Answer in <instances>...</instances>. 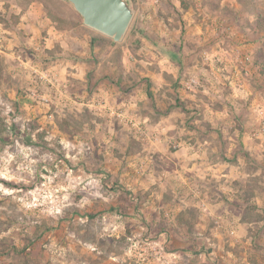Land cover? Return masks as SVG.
<instances>
[{
  "label": "rangeland",
  "instance_id": "1",
  "mask_svg": "<svg viewBox=\"0 0 264 264\" xmlns=\"http://www.w3.org/2000/svg\"><path fill=\"white\" fill-rule=\"evenodd\" d=\"M0 2L9 6L12 0ZM131 2L133 18L122 40L114 42L113 55L106 57L108 49L104 48L97 52L103 74L107 71L104 78L122 92L142 82L152 85L151 78L140 71L151 68L145 63L147 58L152 61L160 39L172 43L167 39L175 37L176 52L190 50L204 65L213 63L212 57L207 61L202 58L208 50L198 46L195 39L203 32L191 27L202 17L206 28L215 19L212 26L216 38H231L240 32L246 33L243 42H257L250 48L253 52L236 48L238 65L231 73L222 69L221 74L226 81L242 84L240 66L251 65L255 69L252 79L247 74L244 77L248 84L263 89L264 71L260 69H264V56L260 58L259 54H264V4H257L255 10L244 9L245 16L256 17L252 21L256 30L249 33L242 28V10L223 12L217 9L219 0H211V4L201 0L199 7L191 0ZM210 9H215L217 19ZM208 13L212 20L205 18ZM226 14L231 20L223 17ZM238 51L248 54L249 59L242 62ZM124 54L126 63L121 62ZM7 63H0V264H264V156L253 158L257 164L244 160L249 172L246 183L251 184V196L258 202H249L247 190L240 193L239 180L224 181L232 184L245 202L239 213L248 228L241 237L238 234L239 241L235 242L222 227L212 232L209 220L197 230L199 221L192 208L186 207L177 219L168 220L162 215L173 192L167 181L160 186L155 177L158 169L170 170L171 162H161L153 155V149L162 145L160 149L169 151L177 147L171 141L167 146L166 127L140 118L148 131H160V140L151 143L142 141L129 123L89 106L86 98L78 108L54 104L46 108L41 95H26L30 90L17 87L19 82L14 79L12 82ZM111 66L114 69L110 74ZM195 84L192 89L182 86L192 91ZM87 91L88 95L92 92ZM35 92L40 94L39 89ZM120 108L127 116L137 118ZM256 112L258 129L264 122V105ZM221 144L226 147L223 141ZM217 184L212 191L219 192L222 185ZM196 185L192 188L209 195L204 187ZM233 202L232 207L237 208L238 202ZM160 229L164 235H160Z\"/></svg>",
  "mask_w": 264,
  "mask_h": 264
},
{
  "label": "crops",
  "instance_id": "2",
  "mask_svg": "<svg viewBox=\"0 0 264 264\" xmlns=\"http://www.w3.org/2000/svg\"><path fill=\"white\" fill-rule=\"evenodd\" d=\"M207 1L211 4V0ZM260 3L264 4V1L219 0L217 9L221 8L223 12L241 9L242 28L250 33L256 30L252 22L256 17L254 14L245 16L243 11L245 8L255 10ZM210 10L217 19L219 15L215 9ZM223 17L231 20L227 14ZM205 18L212 20L210 13ZM203 19L197 20L191 27L203 32L195 39L198 46L207 48L213 63L204 65L199 61V55L192 54L190 50L183 54L176 52L173 46L175 37L167 39L172 43L160 39L152 61L147 58L144 62L151 68L140 71L142 76L151 78L152 85L142 82L124 93L104 78L107 71L103 74L97 55L104 48L108 49L105 56H112L117 43L84 25L69 3L62 0H12L9 6H4V2H0V63L8 62L12 82L14 79L19 82L17 87L24 86L30 90L26 95L31 94L35 96L33 98L41 95L46 108L52 104L78 108L84 98L91 106L94 96L101 95L112 105L123 107L139 119L162 124L170 133L165 134L169 140L167 146L170 141L177 143L172 151L160 149L163 145L153 149V155L161 162L165 159L171 162L170 170L156 171V182L161 186L167 181L169 190L173 192L167 203L168 210L162 216L174 220L181 210L186 212V207L192 208L199 221L195 228L202 230L209 220V229L217 233L219 230L213 225L215 217L227 214L234 218L237 234L241 237L248 228L247 222L242 221V213H239L245 202L237 196L238 190L224 181L239 180V187L243 188L240 193L245 189L249 202H258L251 196V184L246 183L249 172L244 160L257 164L255 160L260 155L264 156V137L251 134L258 126L256 109L264 105V87L259 90L247 83L244 76L247 74L252 79L251 74L255 70L251 69V65L240 66L242 84L226 81L221 73L222 69L231 73L238 65L236 48L253 52L250 48L257 42H243L246 41V33L240 32L236 33V37L216 38L212 26L215 19L210 26L207 24V28L202 23ZM234 19H237L235 15ZM239 34H244V37H239ZM164 44L171 46L164 48ZM259 55L260 58L264 56L262 53ZM121 62H127L126 54L121 57ZM113 69L111 66L109 73ZM124 70L122 79L126 73ZM263 71V68L260 69V72ZM182 74L184 77L181 79ZM188 75L197 79L192 91L182 86ZM217 77L219 79H213ZM36 88L40 90L39 95L35 92ZM87 88L92 91L90 95ZM150 94L154 103L150 101ZM262 162L264 166V160ZM216 182L222 185L219 192L212 191ZM196 184L204 187L210 195H206L205 206L192 196V186ZM213 194L218 197L212 198ZM234 200L238 202L237 208L232 207ZM158 202L164 205L161 199ZM163 231L159 230L160 235H164Z\"/></svg>",
  "mask_w": 264,
  "mask_h": 264
},
{
  "label": "built area",
  "instance_id": "3",
  "mask_svg": "<svg viewBox=\"0 0 264 264\" xmlns=\"http://www.w3.org/2000/svg\"><path fill=\"white\" fill-rule=\"evenodd\" d=\"M191 1L194 2L195 5L198 7L201 5L200 2L201 0H191ZM152 2L157 3L159 2V0H152ZM237 56L241 59L242 62L249 59L248 54H242L239 51L237 53ZM202 58L205 61H207L209 60L210 57L209 55L204 53ZM195 82H196L195 79L193 77H190L183 82V86L186 89H192ZM90 105L98 112L106 113L107 115L117 119L119 122L129 123L132 127L135 128L136 132L138 133L142 141L148 140L151 143H157L160 140L161 135L158 129H155L153 131H148L144 124L145 123L144 120L132 116L131 117L127 116L120 107L110 104L108 102V99H106L105 97L101 95L96 96L94 100L90 103ZM263 133H264V122L262 126H260L258 129H255L252 132V135L259 136L260 134ZM176 146L177 144L174 145V147ZM192 196L200 200L201 201L200 204L202 206H205L207 197L206 194L203 191H201V189L199 188L192 189ZM213 225L215 226L216 229L224 227L226 233H228V235L232 237L235 242L239 241L235 220L230 215L226 214V215L216 216L213 221Z\"/></svg>",
  "mask_w": 264,
  "mask_h": 264
},
{
  "label": "water",
  "instance_id": "4",
  "mask_svg": "<svg viewBox=\"0 0 264 264\" xmlns=\"http://www.w3.org/2000/svg\"><path fill=\"white\" fill-rule=\"evenodd\" d=\"M69 3L87 27L122 40L134 15L131 0H62Z\"/></svg>",
  "mask_w": 264,
  "mask_h": 264
}]
</instances>
